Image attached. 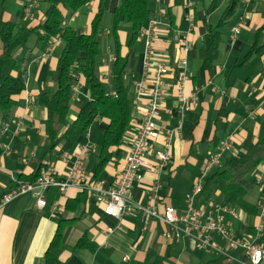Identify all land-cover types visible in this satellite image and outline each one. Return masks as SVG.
<instances>
[{
    "label": "crops",
    "instance_id": "1",
    "mask_svg": "<svg viewBox=\"0 0 264 264\" xmlns=\"http://www.w3.org/2000/svg\"><path fill=\"white\" fill-rule=\"evenodd\" d=\"M15 1L0 0V20L23 22L24 9L32 0L23 4V8L20 3L16 11L13 4ZM229 2L230 0H219L214 4V0H150L152 19L146 27L153 21L157 22L158 29L153 39L152 60L169 68L168 75L164 77L158 119L162 137L155 144V149L163 150L165 137L169 134L172 137L171 159L167 166L158 172L156 159H150L152 167L145 171L143 182L135 184L132 190V199L144 206L154 205L159 210L173 206L181 214L186 205L185 196L203 173L207 160L217 154L225 142H230L232 150L226 152L221 159L223 168L227 160L245 153L244 142L249 133L253 134L254 142L260 134L264 117V73L251 83H246L241 79L243 70L238 65L250 51L254 33L264 26V0H245L237 13L222 27H229L232 20L230 29L221 32L220 28L216 31V26L223 21ZM213 4L216 8L210 10ZM99 5L105 10L100 71L102 80L108 83L114 61L112 44L108 38L111 36L114 11L120 5V0H93L76 14L64 12V17L66 26L81 34H89ZM43 18L44 12L37 3L29 21L36 25ZM238 25L241 33L232 41V30ZM128 32L129 26L123 24L119 31L123 45L122 56L128 53L124 46ZM210 32L220 34L217 57L212 64L203 56V52L211 45ZM184 42H189L192 48L187 54L188 78L182 95L195 93L196 103L181 120L178 113V84L183 69L178 60L186 56L181 48ZM60 43L56 46L59 47ZM58 47H54L46 57L44 53L47 47L31 40L24 52L21 53V50V54H17L18 57L31 61L25 74L26 90L17 98V106L7 120H3L0 113V197L17 182L26 181L47 165H51L57 176L62 178L75 161L80 148L89 144L91 148L83 156V163L92 176L97 170L107 120H96L94 126L71 150L62 151L57 147L48 152L49 113L39 104V96L43 91L55 87L52 73L58 63V57H55ZM137 51L130 57L127 74V79L132 83L130 98L134 115L123 142L114 151L115 158L97 178L105 181L106 187L115 180L152 99L148 93L140 106H136L134 100L133 85L144 81L149 91L157 77L155 69L148 73L144 71L143 43L140 42ZM2 53L0 41V56ZM262 63L264 68V56ZM89 99V84L80 75L71 102V121L77 118L80 109ZM257 170L254 186H247L245 179L242 181L248 190L247 202L256 206L254 215L244 212L236 205L224 203L220 191L213 192L211 196L202 193L198 205L204 206L206 210L216 204L230 206L238 213L239 218L235 219L229 213H224L225 221L233 225L238 235H256V227L259 225L258 204L261 200L258 178L264 173V164ZM153 185L159 187V199L156 201L151 197L150 189ZM81 193L77 188H71L61 196L57 189L51 188L45 193L46 206L43 208L37 207L36 198L31 194L19 196L0 208V264H45L44 256L58 228L55 219L60 217L74 220L64 230L65 248L60 256L64 264H237L215 252L197 250L186 237L174 242L166 241L163 237V224L157 220L147 221L138 212L122 218L107 216L103 205L88 193L84 194V201L75 210L70 209ZM56 202L59 203V208H55ZM84 236H87L90 248L75 249ZM212 241L225 247V242L216 234ZM258 243L264 248V231ZM229 254L235 258H244L239 249L231 250Z\"/></svg>",
    "mask_w": 264,
    "mask_h": 264
},
{
    "label": "trees",
    "instance_id": "2",
    "mask_svg": "<svg viewBox=\"0 0 264 264\" xmlns=\"http://www.w3.org/2000/svg\"><path fill=\"white\" fill-rule=\"evenodd\" d=\"M218 1L214 0V4ZM244 1L230 0L223 21L216 26V31L226 25V21L237 13ZM42 2L46 5L44 18L36 25L26 20L24 15L23 22L0 20V41L3 50L0 56V113L3 120H7L17 106V98L26 90L25 74L31 59L18 57L17 51L26 48L31 40L46 48L60 39L62 48L57 67L52 73L55 87L43 91L39 96V104L49 113L48 152L54 151L57 147L62 151L71 150L94 126L96 120H107L99 150V163L93 175L95 181L106 165L115 158L114 151L120 147L132 122L134 115L130 98L132 83L127 79L129 60L132 53L138 49L142 29L152 19L150 0H120V5L114 11L110 31L114 61L111 64L108 83L102 80L100 71L101 36L105 28L103 6L99 5L91 23V32L85 35L65 25L64 12L76 14L93 0H42ZM214 4L210 10L216 8ZM123 24L129 26L128 38L124 45L128 53L125 56H122L123 45L119 36ZM210 36V48L203 52V56L212 64L217 57L220 34L210 32ZM263 56L264 26L256 30L250 51L238 65L243 70L241 79L244 82L251 83L254 78L264 73ZM79 75L89 84L90 99L80 109L77 118L71 121L69 118L71 102ZM244 147L243 155L230 158L223 168H216L208 175L204 181L203 194L211 196L213 192L220 191L224 203L236 205L244 212L254 215L256 206L247 202L248 190L242 181L264 164V117L257 141L254 142L253 134L249 133ZM39 175L40 171L35 172L26 181L34 182ZM86 193L88 192H82L70 209L75 210L84 201L83 196ZM55 221L58 228L44 256L45 264H64L60 260L65 248L64 230L74 222L72 219L61 217ZM82 248H90L87 236H84L75 247Z\"/></svg>",
    "mask_w": 264,
    "mask_h": 264
},
{
    "label": "built area",
    "instance_id": "3",
    "mask_svg": "<svg viewBox=\"0 0 264 264\" xmlns=\"http://www.w3.org/2000/svg\"><path fill=\"white\" fill-rule=\"evenodd\" d=\"M36 0H32L24 9L23 15L30 20L35 10ZM157 22H150L148 27L143 28L139 41L144 44L143 67L145 73L152 69L156 70L157 77L151 90H147L145 82L141 81L133 85L135 91L134 100L137 105H142L143 97L148 93L152 99L146 111V117L139 125L135 136L132 139L129 152L119 166L117 176L113 183L106 187L103 180H93L83 163V156L88 154L91 145L83 146L76 154L75 161L68 167L62 178L57 176L54 168L47 165L40 171L39 177L34 182L20 181L7 193L0 197V208L4 207L15 198L31 194L36 198L37 207L46 206L45 193L51 188L57 189L61 196L65 195L71 188H77L80 192H88L96 201L103 205L104 213L107 216L122 218L133 212L142 214L149 220H157L164 226L163 237L168 242L178 241L184 237L189 238L197 250L208 253L215 252L224 256L229 262L237 264H263L264 248L259 245L258 240L264 231V173L258 178L261 200L258 204L259 225L256 227V235L243 233L238 235L233 225L225 221L224 213H229L235 219L239 218L238 213L227 205H212L210 210L198 205V199L204 190V180L216 168L221 167V159L226 152L232 150L230 142H225L220 151L212 156L204 166L203 173L196 179L192 190L185 196V209L178 214L173 206H167L159 210L154 205H142L132 199V190L135 184L143 182L145 171L152 167L149 160L155 158L157 161L156 170L159 172L166 167L171 159V137H165L163 150H156L155 144L162 137V130L158 125L159 114L162 105L164 77L168 75L169 68L156 64L152 60V47L154 34L157 32ZM241 33L238 25L232 30L231 40L235 41ZM61 42L60 39L52 42L46 49L44 56H49L53 48ZM182 52L186 54L179 58V66L183 69L179 78L180 106L178 113L181 120L185 113L189 112L196 103V94L182 95L184 83L188 78L187 54L192 48L189 42L182 44ZM80 76V75H79ZM78 76V77H79ZM77 77V78H78ZM114 95V94H113ZM30 103V101L28 100ZM1 168V166H0ZM258 186V187H259ZM158 185L151 186V197L153 201L159 199ZM59 208V203H55ZM56 210V209H55ZM111 232V230H109ZM216 234L225 242V247H220L212 241ZM242 250L243 259L235 258L229 254L231 250Z\"/></svg>",
    "mask_w": 264,
    "mask_h": 264
},
{
    "label": "rangeland",
    "instance_id": "4",
    "mask_svg": "<svg viewBox=\"0 0 264 264\" xmlns=\"http://www.w3.org/2000/svg\"><path fill=\"white\" fill-rule=\"evenodd\" d=\"M30 0H16L13 4H14V10L16 11L17 10V7H18V9H19V4L21 3V8H23V4L25 5L26 3H28ZM249 1H251V0H248V2ZM38 4H39V6H40V10L42 11V12H45V10H46V5L42 2V0H41V2H37ZM37 3H36V5H35V10H36V8H37ZM34 10V11H35ZM34 11H33V14H34ZM33 17V16H32ZM84 20H82V22H81V24L83 25L84 24V22H83ZM217 21V20H216ZM104 24H105V21H104ZM230 25H232V20L230 21ZM229 25V27H225L224 29H222L221 28V32H225V30L227 31V30H229L230 29V26ZM102 36H103V34H102ZM102 36H101V41H102ZM239 37V36H238ZM108 40L111 42L112 40H111V36L108 38ZM55 47H58V46H55ZM59 49L55 52V57H58L59 56V54H60V52H61V48H62V43H60V46L58 47ZM21 50H23V51H21ZM24 48L23 49H20V50H18L17 51V53L16 54H18V55H20L22 52H24ZM21 51V53L19 54V52ZM138 52V51H137ZM25 57H26V55H25ZM257 171L258 170H255L254 172H252V173H250L247 177H246V179H245V184H247V186H250V185H253V182L255 181V179H254V177L257 175L256 173H257ZM256 178V177H255ZM254 186V185H253ZM252 186V187H253Z\"/></svg>",
    "mask_w": 264,
    "mask_h": 264
}]
</instances>
